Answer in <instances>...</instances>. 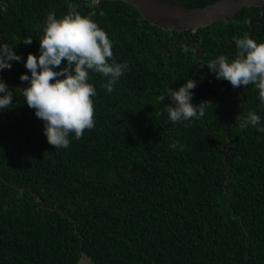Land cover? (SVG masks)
Segmentation results:
<instances>
[{
    "label": "trees",
    "instance_id": "1",
    "mask_svg": "<svg viewBox=\"0 0 264 264\" xmlns=\"http://www.w3.org/2000/svg\"><path fill=\"white\" fill-rule=\"evenodd\" d=\"M172 1L200 8L216 0ZM72 3L82 15L95 10L113 58L128 69L110 94L106 78L89 73L95 126L80 139L70 134L66 149L47 142L18 89L27 86L23 61L0 72L13 96L0 110V264H80L83 256L92 264H264V132L239 127L250 110L264 124V105L254 85L243 102L245 86L217 80L206 65L235 57L233 36H250L248 20L261 9L189 31L185 41L130 3ZM51 10L62 17L67 0H0V42L24 60L37 54ZM253 38L264 42V21ZM189 78L192 103H210L199 119L173 124L164 111L171 101L156 97ZM174 140L182 150L170 147Z\"/></svg>",
    "mask_w": 264,
    "mask_h": 264
},
{
    "label": "clouds",
    "instance_id": "2",
    "mask_svg": "<svg viewBox=\"0 0 264 264\" xmlns=\"http://www.w3.org/2000/svg\"><path fill=\"white\" fill-rule=\"evenodd\" d=\"M67 4V13L60 18L54 10L46 13L37 54L28 53L24 60L8 43L0 42V72L10 70L13 61H23L28 72L22 73L19 80L27 82V86L18 89L27 106L34 109L35 116L43 122L47 142L56 149L69 147L70 134L80 139L85 129L95 126L92 98L97 93L95 86L88 82L89 73H99L106 78L101 87L110 94L128 69L127 61L117 62L113 58V41L92 19L95 10L82 15L72 0H67ZM232 39L235 57L229 59L220 54L206 65L217 80L228 81L234 89L254 85L260 104L264 105V42L257 43L247 33ZM32 42L30 36L22 41L26 46ZM62 61L65 63L61 67ZM196 86L197 82L189 78L178 88L168 86L165 93L156 97L157 102L171 101L165 103L164 111L173 124L191 122L205 114L210 102L192 103V90ZM12 102V90L0 78V110L7 109ZM249 125L264 132L261 116L255 111L250 110L239 123L241 129ZM178 145L182 150L179 141L174 140L170 147L175 149Z\"/></svg>",
    "mask_w": 264,
    "mask_h": 264
},
{
    "label": "water",
    "instance_id": "3",
    "mask_svg": "<svg viewBox=\"0 0 264 264\" xmlns=\"http://www.w3.org/2000/svg\"><path fill=\"white\" fill-rule=\"evenodd\" d=\"M91 1H124L130 3L139 10L142 19L149 21L152 25L158 26L165 31H177L183 33L185 41L189 40L187 35L189 31H196L200 28L209 27L215 23L226 21L245 8L258 7L261 9L260 17L250 18L248 20V24L251 27L250 37H254L255 24L263 23L264 21V0H216L211 4L200 8H190L172 0ZM248 86L249 85H246L240 90L242 96L244 94V90H246ZM237 101L238 99H234L233 103L237 104ZM242 101H245L244 96ZM230 114H232V112L228 115V119L230 120V124L227 127L228 143L224 145L223 148H226L227 146L229 147L232 144L229 128L235 123V119L231 118ZM230 151L231 148L229 147L226 157ZM227 170L228 168H226V172ZM0 177L3 178L1 174ZM226 184H230V177L227 179ZM226 192L227 196H229V189H226ZM42 206H44L43 201Z\"/></svg>",
    "mask_w": 264,
    "mask_h": 264
},
{
    "label": "rangeland",
    "instance_id": "4",
    "mask_svg": "<svg viewBox=\"0 0 264 264\" xmlns=\"http://www.w3.org/2000/svg\"><path fill=\"white\" fill-rule=\"evenodd\" d=\"M80 264H92V263H91V261H90L89 258H87V257L84 256V257L81 259Z\"/></svg>",
    "mask_w": 264,
    "mask_h": 264
},
{
    "label": "flooded vegetation",
    "instance_id": "5",
    "mask_svg": "<svg viewBox=\"0 0 264 264\" xmlns=\"http://www.w3.org/2000/svg\"><path fill=\"white\" fill-rule=\"evenodd\" d=\"M200 45H198L197 47H199Z\"/></svg>",
    "mask_w": 264,
    "mask_h": 264
}]
</instances>
